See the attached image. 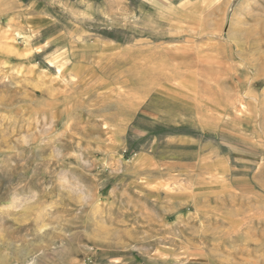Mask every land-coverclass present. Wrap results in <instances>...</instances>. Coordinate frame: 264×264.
I'll list each match as a JSON object with an SVG mask.
<instances>
[{"label":"rangeland","instance_id":"1","mask_svg":"<svg viewBox=\"0 0 264 264\" xmlns=\"http://www.w3.org/2000/svg\"><path fill=\"white\" fill-rule=\"evenodd\" d=\"M0 264H264V0H0Z\"/></svg>","mask_w":264,"mask_h":264},{"label":"bare ground","instance_id":"2","mask_svg":"<svg viewBox=\"0 0 264 264\" xmlns=\"http://www.w3.org/2000/svg\"><path fill=\"white\" fill-rule=\"evenodd\" d=\"M79 70V69H78ZM71 92V91H70ZM241 105H242V103H241ZM2 106V105H1ZM49 108V107H48ZM50 109V108H49ZM43 112V111H42ZM45 118V117H44ZM5 120V119H4ZM45 121H47V120H45ZM31 122V121H30ZM43 136V135H42ZM34 139V138H33ZM35 141V140H34ZM28 216H30L29 214H27Z\"/></svg>","mask_w":264,"mask_h":264}]
</instances>
